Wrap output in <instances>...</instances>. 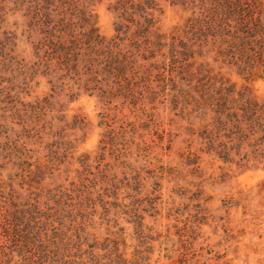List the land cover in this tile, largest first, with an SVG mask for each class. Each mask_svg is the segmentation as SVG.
I'll list each match as a JSON object with an SVG mask.
<instances>
[{"label": "rangeland", "instance_id": "1", "mask_svg": "<svg viewBox=\"0 0 264 264\" xmlns=\"http://www.w3.org/2000/svg\"><path fill=\"white\" fill-rule=\"evenodd\" d=\"M0 264H264V0H0Z\"/></svg>", "mask_w": 264, "mask_h": 264}]
</instances>
